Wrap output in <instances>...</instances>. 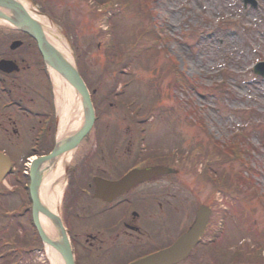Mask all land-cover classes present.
<instances>
[{
	"label": "rangeland",
	"instance_id": "rangeland-1",
	"mask_svg": "<svg viewBox=\"0 0 264 264\" xmlns=\"http://www.w3.org/2000/svg\"><path fill=\"white\" fill-rule=\"evenodd\" d=\"M44 7L51 13L54 25L68 46L74 50L82 64L83 75L93 82V86L101 81L99 86L103 90L109 89L114 84L111 80L115 79L114 69L111 73L102 70L103 46H100L109 39L110 34L105 28L110 9L105 12L96 8L94 0H47ZM149 8L150 19L134 8L119 11L113 28L116 40L129 42L149 26L161 27L169 39L151 53L136 58L131 67L125 66L126 73L117 80L131 78L130 90L137 83L143 104L165 91L164 105L158 99L147 129L152 137H161L167 149L177 142L182 149L200 145L207 151L212 148L213 140L223 145L238 130L247 134L248 139L243 134H235L233 138L240 142L244 139V144L249 145V152L244 155L254 168L249 190L243 192L240 187L213 191V185L199 174L203 163L211 160L213 155L207 158L200 153L196 166L195 161L192 164L189 159L180 164V172L169 178L168 192L181 195L185 203L192 204V208L198 203H212L216 227L223 229L221 240L227 239L223 242L231 246L230 251L240 244V248L246 243L253 244V228L264 237V78L252 72L253 64L264 60V1L257 8H243L240 0H151ZM170 56L179 69L204 87L205 92L202 88L169 90L170 72L160 67L163 60L169 61ZM153 67H156L157 74ZM218 86L223 90L214 92ZM114 111L117 110L108 108V112ZM8 155L18 167V184H12L15 177L11 175L0 184V209L7 208L10 213L17 214L13 215L7 228L0 227V238L8 239L11 235L15 240L28 241L26 236L30 237L32 229L23 177L27 160L25 156L21 158V151ZM231 168L238 170L240 163H222L216 171L225 170L223 172L231 174L233 179ZM17 207L21 210H12ZM2 219L0 215V221ZM242 238L246 243L238 242ZM31 248L19 244L18 256L23 251L27 253L18 264H39L35 259L40 258L30 254L34 252V247ZM4 263L1 258L0 264Z\"/></svg>",
	"mask_w": 264,
	"mask_h": 264
},
{
	"label": "flooded vegetation",
	"instance_id": "flooded-vegetation-1",
	"mask_svg": "<svg viewBox=\"0 0 264 264\" xmlns=\"http://www.w3.org/2000/svg\"><path fill=\"white\" fill-rule=\"evenodd\" d=\"M36 1L43 7L47 2ZM12 40L25 47L10 48ZM0 59L11 61V69L0 71V151H49L56 105L40 53L26 34L0 26ZM86 84L95 120L70 160L60 202L75 264H144L192 225L200 203L192 208L184 197L168 192L169 178L180 172L182 158L178 152L169 154L161 137H152L145 115L132 111V105L118 110L111 100L113 91L103 90L101 81L97 87ZM153 166L173 171L139 179L123 191L95 194L97 185L111 189L129 170ZM208 206L202 236L186 257L171 264H231V246L221 240L224 231L216 227L212 203Z\"/></svg>",
	"mask_w": 264,
	"mask_h": 264
},
{
	"label": "water",
	"instance_id": "water-1",
	"mask_svg": "<svg viewBox=\"0 0 264 264\" xmlns=\"http://www.w3.org/2000/svg\"><path fill=\"white\" fill-rule=\"evenodd\" d=\"M0 20L5 21L14 29L27 33L35 40L37 49L39 50L48 70L56 73L61 79H63V82L71 87L76 99L75 102L79 104L82 113V118L79 120V123L73 129L58 136L53 149L45 155L34 158L29 167L28 192L31 200V216L32 223L38 236L42 243L57 252L61 264H74L69 239L65 228L62 225L61 219L57 212L49 209L40 199L39 188L43 176L50 171L53 164L60 158L67 157L73 153L81 139L90 130L94 120V111L90 101L89 92L78 73L72 51L68 45L65 43L67 48L65 50L71 53V57L67 56L65 53L67 51L61 49L52 40V36L61 38L57 31L51 29L53 32L50 33V30H48L50 28L46 27V25L44 26L43 23L31 16L20 0H0ZM19 43V41H13L10 47L14 48L18 46ZM6 62L7 61L0 60V69H4ZM254 72L264 76V62L256 64L254 66ZM9 169L10 160L5 154L0 153V181ZM136 173L137 172H131L124 179L128 180L133 178L136 176ZM41 215L47 220L49 227L41 222ZM201 226L202 224L199 220L176 249L189 240L191 236H196L197 230L201 228ZM170 254L171 251H169L168 255Z\"/></svg>",
	"mask_w": 264,
	"mask_h": 264
},
{
	"label": "trees",
	"instance_id": "trees-1",
	"mask_svg": "<svg viewBox=\"0 0 264 264\" xmlns=\"http://www.w3.org/2000/svg\"><path fill=\"white\" fill-rule=\"evenodd\" d=\"M116 1L120 4V6L128 5V7L124 6L123 11H127L128 8H134L140 11L141 13L145 14L146 18L150 17L151 10H150V0H94V5L96 8H102V10H106L108 8H112L113 2ZM33 2H37L33 0ZM41 10H44L41 8ZM114 14L111 15L108 19L109 21V39L102 43L103 52H104V64L112 65V66H125V65H132L133 61L141 56L142 54L148 53L152 51V47H156L159 43L166 39L168 36L164 34L162 28L157 30V32L150 31V29H146L142 32L139 36L131 39L129 42H121L120 40H116V36L113 33L114 24ZM145 39H142V37ZM77 64L79 67L80 72L82 73V64L80 61L77 60ZM162 69L167 68L170 72V78L168 81V87L170 89L180 88L183 90H193L196 88H202L205 92V89L197 84L194 80L188 77L183 69H179L175 63V59L170 56L169 61H164ZM159 68V69H160ZM152 70L155 74H157L156 67H153ZM123 73L122 69L116 70L114 74L117 78L121 77ZM116 78V80H117ZM215 90L218 89H214ZM160 100V99H159ZM186 108V107H185ZM153 110V109H152ZM151 110H148L150 112ZM192 111V109L190 110ZM189 111V113H190ZM192 113L196 114V112L192 111ZM196 116V115H195ZM197 117V116H196ZM242 133V132H241ZM244 135V133H242ZM245 136V135H244ZM233 138V137H232ZM226 142L225 144L221 145L219 142L213 140V145L211 149L206 151V148L200 145H197V150L199 154L206 155L207 158H210L213 155V158L209 161L203 163V167L201 170L202 176L206 178L207 181L212 183L215 189H224L227 188L228 190H235L242 186L249 188L251 186V182H253V178L251 177V173L254 172V168L250 165V162L244 158L245 154L249 152V145L244 144L245 140L242 139L240 142L237 139H232ZM246 152V153H245ZM187 158V154H185V160ZM199 161V156L195 157V164ZM233 161H238L241 165L238 170L234 171L232 168L230 169L232 173L228 174L227 172H217L216 168L221 165L222 163H230ZM247 173V175H245ZM230 176V177H229ZM264 195V194H262ZM253 232V242H257L256 246L264 245V237L259 234V232L255 229ZM36 235V234H35ZM36 244L41 245L39 238L36 236ZM19 243V242H18ZM22 243V242H21ZM23 244V243H22ZM241 262V261H239ZM245 264H264V256L261 255L259 252L257 257L253 256L248 252V255L244 256Z\"/></svg>",
	"mask_w": 264,
	"mask_h": 264
},
{
	"label": "bare ground",
	"instance_id": "bare-ground-1",
	"mask_svg": "<svg viewBox=\"0 0 264 264\" xmlns=\"http://www.w3.org/2000/svg\"><path fill=\"white\" fill-rule=\"evenodd\" d=\"M23 6L27 9H31V6L28 2L21 0ZM34 18L39 20L41 23L46 25V27L53 29L52 24L47 20L46 17H41L38 15L31 14ZM0 23H5L3 20H0ZM50 26V27H49ZM51 38V37H50ZM52 40L54 43L59 46L61 49H67L65 42L61 38H57V36H52ZM67 51V50H65ZM67 56H72L70 52H65ZM51 81L53 82L55 92L58 96V103H59V110L61 115L59 117L58 123V135L61 136L66 131L73 129L78 123L79 120L82 118V113L79 107V104L75 102V97L73 90L69 87L63 79H61L56 73L52 72ZM76 104V105H75ZM67 157L62 158L59 160L52 171L43 176L40 188H39V196L40 199L48 206L49 209L58 213L59 208V199L62 195L63 184H64V173L63 168L65 166V161ZM41 222L49 227V223L47 220L40 216ZM48 255L50 257V264H61L60 257L58 256L57 252L53 250L51 247H47Z\"/></svg>",
	"mask_w": 264,
	"mask_h": 264
}]
</instances>
